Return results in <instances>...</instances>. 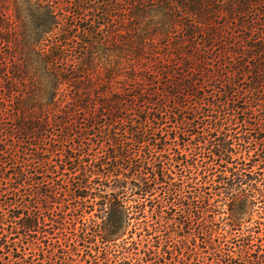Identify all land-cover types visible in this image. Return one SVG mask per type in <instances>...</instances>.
<instances>
[{
  "label": "trees",
  "instance_id": "trees-1",
  "mask_svg": "<svg viewBox=\"0 0 264 264\" xmlns=\"http://www.w3.org/2000/svg\"><path fill=\"white\" fill-rule=\"evenodd\" d=\"M16 1L19 3L17 21L23 26L11 23L7 14L9 9L4 5L6 1L0 0V60L2 61L0 63V97L5 95L2 99L7 100L10 99L12 92L17 93L19 88L15 87L18 86L17 81L20 77L18 73L21 68L36 69L44 74L50 85L49 90L45 89L50 102L48 106L41 105V117L38 124L45 125V131H47V128L52 126L50 120L54 121L55 125L62 126L57 122L59 120L56 118L57 114L50 109L52 98L60 96L66 100L71 97L69 92L71 89L81 92V85L85 83L91 85L94 91L99 87L104 88V85L93 86L94 81L99 80L87 74L88 70L85 72L86 64L91 58L90 53L87 58L84 46L89 44V34L92 30L91 34H97L100 31L98 27L81 28L79 24L81 21L88 20V23L92 21L89 15L94 17L92 10L97 4L102 2V10L107 14L106 12L114 10L117 0ZM125 1L131 2V5L137 3L136 6L132 5L131 9L132 13L139 11L132 14L138 17L137 20L147 18L150 14L155 15L151 11L162 16H157L158 20L151 32L145 31V34H142L136 33L135 28L127 29L128 39L124 43L117 42L114 38L100 39L104 43L112 42L123 49L121 66L126 75V79L120 83L124 88L123 93L116 90L114 84L107 83V89L110 90L112 97H104L106 101L102 103L108 118L111 116L110 126L113 129L119 125L121 127L115 139L120 153H115L112 160L116 163L121 162V159L125 160L124 162L132 160L135 164L134 167H129V175L114 181L113 192L106 196L108 203L105 219L98 225V230L93 236L100 238L105 244L116 245L127 228L131 226V221L137 219L135 218L137 214H143L140 200L151 194L156 186L168 185L166 179L173 180L170 174H173L174 163L196 170L201 166L204 169L202 172L206 175L205 178L210 179L209 183L214 188L216 196L222 202H226L233 225L240 228L246 222L247 216L255 213V209L264 208V116L262 118L255 116V110L259 113L262 111L264 115V98L259 96L264 90V13H261L264 12V0ZM220 13L239 18L237 28L232 30L240 31V36L233 39L226 35V39L222 37L223 29L214 27L216 23L212 21L216 14ZM246 18L248 23L245 22ZM99 20H101L100 17L95 22ZM98 25L100 26V23ZM179 26H182L181 31L178 30ZM22 27L31 35L21 36ZM77 30L82 32V38L72 35ZM190 30L193 31L192 35L196 34L201 38L200 45L207 49L208 53L213 52L218 45L216 40H222L220 42L222 54L218 58V67L230 57L237 59L238 64L235 65L238 66L235 67L237 69L245 70L248 67H255L252 75L250 72L251 85L248 89L239 91L240 98H237L238 93L235 91L237 86L234 84L232 71H228L223 76L216 75V81L211 82V79L215 77L208 79L206 87L213 90L207 97H197L196 93H193L197 90L195 85L186 83L184 79L178 80L177 76H181L180 70H189V62L193 60V57H189L184 52L186 48H191L188 43L190 37L186 35V32ZM78 39H82L83 42L79 43ZM195 45L197 44L193 43V47ZM232 47H236L234 51ZM11 50L15 53L6 52ZM78 51L80 55L76 54ZM17 53L19 58L16 57ZM201 56L198 54L196 60L204 58ZM9 57L17 58L16 62H12L13 67L18 65L14 71L9 69L11 68ZM214 72L209 70L207 74L211 75ZM151 77L165 80L166 89L162 88L151 93L150 88L157 90L156 83ZM129 83L137 86L134 90H138L130 103L134 105L139 102L144 105L140 106L143 117L131 121L132 129L127 126L129 123H125L126 118L121 117L123 106L125 107L123 97L127 96L125 87ZM1 84H6L8 87L2 89ZM169 85L171 87H168ZM183 87L186 88L181 89ZM183 90V97H180V92ZM89 91L82 90V93L88 97L91 92ZM21 96H23L22 93ZM170 96L178 97L174 106L177 104L180 106L190 97H196L197 102L183 106L184 108L189 106V108L180 111L177 106H168ZM71 98L75 102V98ZM113 99L114 103H112ZM18 100H12L13 107L7 108H4L6 104L3 101L4 116L0 115V126L1 119L17 117L19 132L24 135L30 129L25 128L23 122L28 119L22 114V102ZM77 104L72 105L69 114L82 106ZM146 106L148 107L143 110ZM103 116L106 115L103 113ZM171 123L175 125L173 133L170 132L171 126H168ZM167 128L169 130H166ZM9 134L0 128L1 144L7 140ZM178 147L188 155L179 153ZM79 148L82 153L83 146ZM164 151H173L174 158H168L166 163L162 160L156 163L155 159H158L162 155L160 153ZM188 156L193 163L189 162ZM12 160L14 157L11 158ZM70 160L73 161V171H80L87 176L96 173L93 171L92 164L84 162L85 155L71 157ZM66 164L69 163L66 162ZM100 166L102 168L103 163ZM3 176L4 170H1V184L6 180ZM15 176L14 180L20 182V189L17 190L21 191V188L29 186L27 172L25 175L21 171ZM84 181L78 183V190L88 188V182L86 179ZM128 195L130 198L138 196V199H128ZM130 202L134 205H129ZM63 222H65L64 217H62V227ZM0 223L9 224L10 229L8 234L0 233V264H58L57 261L46 257L41 248L39 255H36L40 257L39 259L32 260L33 256L27 258V249L22 247V245L28 246L29 243L33 244L32 240L37 238V234L42 233L41 225L45 226L44 217L25 207L16 215L11 212L9 218L2 216ZM21 237H23L22 241L17 243L16 241Z\"/></svg>",
  "mask_w": 264,
  "mask_h": 264
},
{
  "label": "rangeland",
  "instance_id": "rangeland-1",
  "mask_svg": "<svg viewBox=\"0 0 264 264\" xmlns=\"http://www.w3.org/2000/svg\"><path fill=\"white\" fill-rule=\"evenodd\" d=\"M5 1L4 5L9 9L7 14L11 23L23 26L17 21L19 3L16 0ZM115 3L114 10L106 12L107 14L102 10L103 3L97 4L92 10L94 17L89 15L92 21L89 20V23L88 20L81 21L79 24L81 28L98 27L100 31L91 34L92 30L89 34V44L82 46L86 47V56L90 53L91 58L86 64L85 72L88 70L87 74L99 80L94 81L93 86L104 85V88L99 87L94 91L91 85L85 83L81 85V92L74 89L69 91L75 102L71 97L66 100L60 96L52 98L50 109L57 114L56 118H59L57 122L62 126L55 125L54 121L50 120L52 126L45 131L46 126L42 123L38 124L41 105L48 106L50 102V97L45 93V89L49 90L50 85L46 76L36 69L21 68L18 73L20 76L17 81L18 86L15 87L19 88L17 93L12 92L10 99L7 100L2 99L5 95H1L0 108L3 107V101L6 104L4 108L13 107L12 100L15 99L22 102V114L28 119L23 123L25 128L30 130L24 135L19 132L17 117L1 119L0 128L10 134L3 144L0 143V171L4 170L3 177L6 178L3 184L0 183V218L2 216L9 218L11 212L16 215L25 207L45 218V226L41 225L42 233L37 234V238L32 240L33 244L22 245L27 249V258L33 256L32 260L40 258L36 255H39L41 248L46 257L57 261L58 264H264V208L255 209V213L247 216L246 222L240 228L235 227L226 202H222L216 196L214 188L209 183L210 179L205 178L201 166L196 170L174 163L173 174H170L173 180L166 179L168 185L156 186L151 194L140 200L143 214H137L135 217L137 219L131 221V226L116 245L105 244L100 238L93 236L98 230V225L105 219L108 203L106 196L113 192L114 181L129 175V167H134L135 164L132 160L124 162L125 160L121 159L118 163L112 160L115 153L120 151L115 139L121 127L119 125L113 129L110 126L111 116L108 118L102 103L106 101L104 97H112L110 90L107 89V83L114 84L115 89L123 93L124 88L120 83L126 79V75L121 66L123 49L112 42L104 43L100 39L108 37L124 43L128 39L127 29L135 28L136 33L142 34H145V31L151 32L158 20L157 16H162L151 11L155 15L150 14L147 18L137 20L138 17L132 14L139 11L134 13L131 11L132 5L136 6L137 3L131 5V2L125 0H117ZM98 17L101 20L95 22ZM238 19L220 13L216 14L212 21L216 23L214 27L223 29L224 39L226 36H231L233 39L241 35L240 31L232 30L237 28ZM245 22L248 23L247 18ZM178 30L181 31L182 26H179ZM219 32L221 33V30ZM81 33L77 30L72 35L82 38ZM192 34L191 30L186 32L190 37L188 43L191 48H186L184 52L189 57H193V60L189 62V70H180L181 76H177L178 80L184 79L186 83L195 85L197 90L193 93L201 98L209 96L213 90L206 87L209 78L215 77L211 79L213 82L216 81V75L223 76L228 71H232L234 84L237 86L235 88L238 93L237 98H240L239 91L248 89L251 85V75L255 72V67L237 69L235 68L238 67L235 66L238 64L237 59L230 57L219 65V68L218 58L222 54L220 50L222 40H216L218 45L213 52L208 53V50L200 45L201 38ZM20 35L25 37L31 33L22 27ZM78 42L83 41L78 39ZM193 43L197 45L193 47ZM235 48L232 47V51ZM6 52L15 53L12 50ZM3 54L6 56L5 53ZM76 54L80 55V52ZM198 54L204 58L196 60ZM16 57L19 58L18 53ZM16 59L9 57L11 67L9 69L12 71L18 67V65L13 67L12 64ZM209 70L215 72L208 75ZM151 78L154 79L157 87V90L150 88L151 93L162 88L166 89L165 80L163 81L162 78L158 80V77ZM1 87L3 89L8 85L1 84ZM136 87L133 83H129L125 87L127 96L122 95L125 107L122 105L124 110L121 111V117L126 118L125 123H129L127 126L131 129V121L143 117L140 106L144 105L139 102L134 105L130 103L137 95L138 90H134ZM82 90L91 92L89 91L90 94L85 97ZM183 92L184 90L180 92V97H183ZM259 96L264 98V90ZM176 98L178 99V97H168L167 103L169 107L177 106L180 111L187 110L189 106L184 108L186 105L197 102L196 97H190L182 102L180 105L182 107L178 104L174 106L178 101ZM114 102L113 99L112 103ZM74 103L82 106L69 114ZM147 107H143V110ZM4 108L0 109L1 116H4L2 112ZM103 113L106 116H103ZM255 116L262 118L264 115L262 111L259 113L255 110ZM168 126H171L170 132L173 133L175 125L171 123ZM79 146H83L82 153ZM177 151L188 155L180 147ZM160 154L164 157L160 155L161 157L155 159L156 163L161 160L166 163L168 158H174L173 151H164ZM80 155H85L84 162L92 164L96 173L87 176L80 171H73V161L70 158ZM12 157L14 160L11 161ZM188 159L193 163L190 156ZM21 171L25 175L27 172L29 186L21 188L20 191L17 190L20 189V182L14 179ZM85 179L88 188L78 190V183L85 182ZM130 195L127 196L128 199H138V196L130 198ZM129 205L134 203L130 202ZM62 217L65 221L63 227ZM4 224L0 223V233L8 234L9 224ZM22 238L16 242H21Z\"/></svg>",
  "mask_w": 264,
  "mask_h": 264
}]
</instances>
